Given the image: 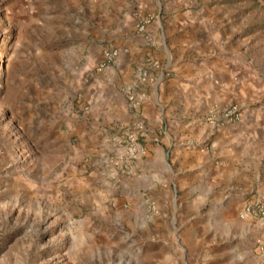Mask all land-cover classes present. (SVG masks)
Returning a JSON list of instances; mask_svg holds the SVG:
<instances>
[{"label":"rangeland","instance_id":"obj_1","mask_svg":"<svg viewBox=\"0 0 264 264\" xmlns=\"http://www.w3.org/2000/svg\"><path fill=\"white\" fill-rule=\"evenodd\" d=\"M134 4L0 0V264H264V221L238 215L252 193L228 206H191L178 195L175 215L159 224L153 199L121 198L123 175L112 167L105 194L91 202L62 184L75 142L62 123L76 110L81 74L113 43L111 26L133 20L138 32L141 16L150 24L157 15ZM200 6L218 16L223 35H250L264 70V0Z\"/></svg>","mask_w":264,"mask_h":264},{"label":"crops","instance_id":"obj_2","mask_svg":"<svg viewBox=\"0 0 264 264\" xmlns=\"http://www.w3.org/2000/svg\"><path fill=\"white\" fill-rule=\"evenodd\" d=\"M196 1L136 0L138 9L157 10L146 32L135 31L133 20L110 27L111 45L127 50L99 70L102 48L96 69L83 72L74 88L76 110L63 118L75 142L68 143L62 184L74 193L90 202L105 194L112 137L140 116L147 154L123 175L119 192L127 201L153 199L159 224L167 212L175 215L171 200L178 195L191 206L264 197V70L245 41L250 35H223L218 16L194 9ZM149 58L168 74L136 86ZM128 87L148 95L138 110L128 105ZM230 102L240 105V118L211 123L209 113Z\"/></svg>","mask_w":264,"mask_h":264},{"label":"built area","instance_id":"obj_3","mask_svg":"<svg viewBox=\"0 0 264 264\" xmlns=\"http://www.w3.org/2000/svg\"><path fill=\"white\" fill-rule=\"evenodd\" d=\"M151 19L152 17L149 15L141 16L137 23L138 32L145 33ZM126 50V48L112 45L105 47L102 50V60L98 69L100 70L112 64L120 52ZM167 74L168 72L162 69L161 64L157 60L149 58L137 72L136 86L156 83ZM147 97V93L142 89H137L136 87H128L127 89L128 105L132 110H138ZM240 114L239 104L230 102L217 111H211L209 113V121L213 124L221 125L226 121L238 120ZM146 133L147 127L145 120L140 116H136L129 126L113 135L111 152L106 156L105 164L115 169L117 174H130L132 164L147 154V148L144 143ZM238 215L240 218L252 217L264 221V197L245 201Z\"/></svg>","mask_w":264,"mask_h":264}]
</instances>
